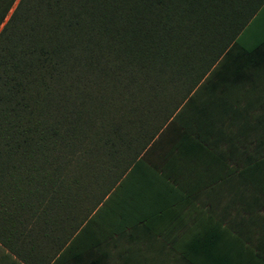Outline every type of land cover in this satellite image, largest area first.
Here are the masks:
<instances>
[{
    "label": "trees",
    "instance_id": "16d2710c",
    "mask_svg": "<svg viewBox=\"0 0 264 264\" xmlns=\"http://www.w3.org/2000/svg\"><path fill=\"white\" fill-rule=\"evenodd\" d=\"M0 264H264V0H0Z\"/></svg>",
    "mask_w": 264,
    "mask_h": 264
}]
</instances>
